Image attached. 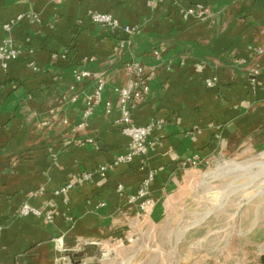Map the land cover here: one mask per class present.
Here are the masks:
<instances>
[{"label": "crops", "instance_id": "1", "mask_svg": "<svg viewBox=\"0 0 264 264\" xmlns=\"http://www.w3.org/2000/svg\"><path fill=\"white\" fill-rule=\"evenodd\" d=\"M197 4L202 17L184 16ZM89 11L139 32H109L88 20ZM8 43L19 54L0 68V264L76 256L81 264H157V254L139 259L136 251L151 249L142 239L158 233L165 235L159 264H207L208 243L192 239L199 225L159 224L178 208L191 214L225 161L264 158V0H0V45ZM130 61L151 69L131 121L156 125L144 154L117 162L130 143L116 121ZM97 75L101 99L84 115ZM209 78L214 85H205ZM149 171L145 213L126 197ZM84 173L90 178L77 182ZM23 203L50 219L19 215ZM235 217L228 264L253 260L249 249L257 256L251 264H261L264 201H248ZM103 246L114 255L99 263ZM221 250L214 242L212 264H225Z\"/></svg>", "mask_w": 264, "mask_h": 264}, {"label": "rangeland", "instance_id": "2", "mask_svg": "<svg viewBox=\"0 0 264 264\" xmlns=\"http://www.w3.org/2000/svg\"><path fill=\"white\" fill-rule=\"evenodd\" d=\"M227 163L222 164V167L214 171L210 178H216L211 180L207 185L203 187V193L195 199L192 203L195 205V210L191 214L186 213L183 217L181 216V209L178 208L173 214L167 213L163 221L159 226H184V225H199L202 230L199 233L193 234V240L197 239L199 242L208 243L209 257L206 258L207 264L213 263L212 251L213 244L220 243L221 253L223 256L222 262L228 264L230 254L228 250L229 241L235 242L238 235L237 229L235 231L234 223L236 220L235 213L240 211L248 201H264V158L257 156L252 159H240L236 161H225ZM146 213V212H145ZM141 235H136V241L139 240ZM149 235H146L142 239L145 246L151 249H142L136 251V258L147 259L149 256L155 257L156 263L159 264L164 260L163 255L159 254L164 251L165 235L158 233L155 235L154 240L148 239ZM180 234L176 233L173 235L174 243V261L179 258L181 252V239ZM219 241V242H218ZM176 244V245H175ZM178 247L177 249H175ZM112 246H103L102 249L97 251V254L102 256L104 254L108 258H113L114 250ZM115 248V247H113ZM250 250L253 255V260L248 258L244 261L245 264H251L256 260V251ZM224 251L227 252L224 254ZM153 253V254H152ZM100 259V258H99ZM248 261V262H247ZM100 263V260L98 261ZM179 263V259H177ZM217 263L218 262L217 260ZM98 264V263H97Z\"/></svg>", "mask_w": 264, "mask_h": 264}, {"label": "built area", "instance_id": "3", "mask_svg": "<svg viewBox=\"0 0 264 264\" xmlns=\"http://www.w3.org/2000/svg\"><path fill=\"white\" fill-rule=\"evenodd\" d=\"M205 13V10L202 5L197 4L186 8L184 16L186 15H195L196 17H202ZM87 18L89 21L103 26L109 32L121 31L125 35H132L138 33L139 30L136 27L129 25H120L118 20L110 13L89 11L87 13ZM3 28L8 31L11 28L10 23H5ZM125 42L121 41L120 46H124ZM157 54L158 51H155ZM19 54V48L11 43L0 45V68H5L7 61L15 58ZM125 68L129 73L128 81L117 90L118 94V110L119 118L116 120L120 125V132L127 135L130 139L129 147L127 152L124 155L117 157V162H123L124 160H130L136 154H144L146 152V146L148 142V133L149 130L156 125V123L151 122L147 125H136L131 121L130 116V106L134 100H136L141 92L139 89V84L144 76L151 73V69L144 67L136 61H130L125 64ZM88 72L84 71L79 73L77 76L87 75ZM214 79H206L205 85L212 86L214 85ZM104 86V79L102 76L97 75L95 80V86L91 94L87 97V108L84 111V115H89L93 106L96 103H99L102 95V90ZM188 163H195V159H188ZM154 174L149 171L146 173L142 179L138 189L134 194L126 197L128 203L133 201H139V205L144 212H148L150 206L152 205V200L148 196V188L150 182L153 180ZM90 178L89 173H84L79 176L76 181L81 182ZM72 187V183H67L61 188L55 191L56 194L64 193ZM122 185H117V189H121ZM18 214L21 216L35 215V216H44L45 219H50V215L43 212L41 209L34 207L28 203H23L19 209Z\"/></svg>", "mask_w": 264, "mask_h": 264}, {"label": "water", "instance_id": "4", "mask_svg": "<svg viewBox=\"0 0 264 264\" xmlns=\"http://www.w3.org/2000/svg\"><path fill=\"white\" fill-rule=\"evenodd\" d=\"M76 257H77L76 259H69V260L59 259L57 264H81L82 257L81 256H76ZM108 257L105 254H104V256H102V253H101L99 260L102 261V260L107 259ZM260 261H261V264H264V254L261 256Z\"/></svg>", "mask_w": 264, "mask_h": 264}]
</instances>
